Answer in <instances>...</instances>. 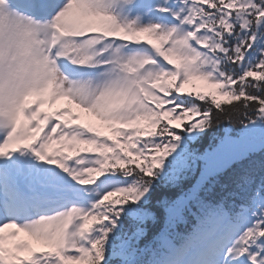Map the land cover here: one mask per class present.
Returning <instances> with one entry per match:
<instances>
[{"label":"snow or ice","instance_id":"1","mask_svg":"<svg viewBox=\"0 0 264 264\" xmlns=\"http://www.w3.org/2000/svg\"><path fill=\"white\" fill-rule=\"evenodd\" d=\"M0 264H264V0H0Z\"/></svg>","mask_w":264,"mask_h":264},{"label":"trees","instance_id":"2","mask_svg":"<svg viewBox=\"0 0 264 264\" xmlns=\"http://www.w3.org/2000/svg\"><path fill=\"white\" fill-rule=\"evenodd\" d=\"M222 134V131L221 133ZM213 135L212 131L208 132V135L204 138V140L200 141L197 145H195L196 147H199L201 149V151H203L204 148H206L208 146V144L211 142L210 141V137Z\"/></svg>","mask_w":264,"mask_h":264},{"label":"rangeland","instance_id":"3","mask_svg":"<svg viewBox=\"0 0 264 264\" xmlns=\"http://www.w3.org/2000/svg\"><path fill=\"white\" fill-rule=\"evenodd\" d=\"M65 104L64 101H57L54 105L55 108H60V107H63Z\"/></svg>","mask_w":264,"mask_h":264}]
</instances>
